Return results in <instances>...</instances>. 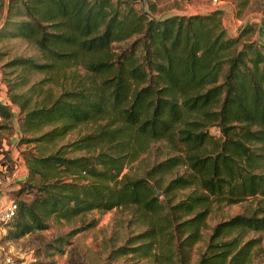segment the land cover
<instances>
[{
  "label": "trees",
  "instance_id": "obj_1",
  "mask_svg": "<svg viewBox=\"0 0 264 264\" xmlns=\"http://www.w3.org/2000/svg\"><path fill=\"white\" fill-rule=\"evenodd\" d=\"M5 7L0 38L25 39L37 53L4 64L19 67L23 79L33 70L63 81L48 98L43 78L24 93L7 80L2 120L17 115L19 132L51 125L26 139L36 143L78 124L93 129L50 153H22L25 178L4 237L44 229L49 218L126 208L139 228L108 258L190 264L213 203L258 196L250 213L212 225L194 262L246 264L259 240L246 233L264 231V44L244 37L250 24L230 35L220 8L154 18L130 0H7ZM158 142L164 157L140 175L123 171ZM182 188L189 190L171 202L167 194ZM76 230L55 242H69Z\"/></svg>",
  "mask_w": 264,
  "mask_h": 264
},
{
  "label": "rangeland",
  "instance_id": "obj_2",
  "mask_svg": "<svg viewBox=\"0 0 264 264\" xmlns=\"http://www.w3.org/2000/svg\"><path fill=\"white\" fill-rule=\"evenodd\" d=\"M147 1L145 7L149 8ZM149 1L153 3V10L149 9V11L156 16L187 14L216 7L220 8L223 13L231 16L232 19L240 17L250 24L251 28L246 29L248 33L244 37L256 33L261 23L264 25V0H220L221 3L217 6H212L210 0ZM6 2L7 0H0V23L5 14ZM136 3L140 6L139 1H136ZM232 23L238 29L243 25L236 26L233 21ZM36 53L37 51L33 45L25 39L18 37L0 38V83L4 86L3 98L9 99V91L6 89L7 80L10 82L17 81L18 84L13 87V90L17 93H24L30 86L37 84L36 81L41 78L44 79L41 83L42 89L49 91L48 98L60 91L62 85L59 83L63 81L60 76H58L57 83L48 80L47 77L50 76L48 72L32 70L26 73L23 79L20 75L18 77L19 67H8L4 64L15 56H35ZM28 93H32V90ZM33 97L38 101L42 97V92L33 95ZM12 107L17 109L16 106L12 105ZM16 116L7 121L2 120L0 117V205L14 198L15 184L18 185V182L25 178V168L20 161L24 151H30L34 154L50 153L60 144L67 143L93 129L92 124H78L63 136L52 141L36 143L26 139L37 135L51 125H44L36 131L19 132L18 127L20 124ZM164 147L162 142L152 144L130 166L124 167L123 171H129L131 174L136 175L142 174L151 162L164 157ZM81 152L71 151L66 154ZM160 189L158 196L166 197L164 194L161 195ZM188 190L187 188L178 189L174 193L167 194V196L173 202L181 198ZM20 196L28 198L30 194L22 193ZM256 198L258 196L248 197L244 201L230 204L213 203L204 218V225L200 227V237L191 247L190 264H194L199 251L203 249L212 225L233 214L250 213L258 205ZM129 218L131 219L130 212L126 208L91 209L69 219L49 218L46 228L25 233L14 239L4 237L10 229V221L0 220V246L3 249L10 250V254L17 261V264H149V260L146 258L137 259L128 255L108 258V253L112 248L122 244L127 236L138 230L139 227L129 223ZM75 228L77 230L68 238L69 242L62 245L55 242L57 237H65L67 232ZM251 236L259 237V240L255 244L246 264H264V231L249 230L245 238Z\"/></svg>",
  "mask_w": 264,
  "mask_h": 264
},
{
  "label": "built area",
  "instance_id": "obj_3",
  "mask_svg": "<svg viewBox=\"0 0 264 264\" xmlns=\"http://www.w3.org/2000/svg\"><path fill=\"white\" fill-rule=\"evenodd\" d=\"M220 0H210V4L212 6H217L220 4ZM233 22L236 26L243 24L244 20L241 19L240 17H236L233 19ZM256 39L264 44V31L259 34ZM3 99V96H2ZM0 98V101L2 100ZM5 102L2 103H7L8 99L4 97ZM211 132L215 135L219 133V129L215 126L211 127ZM16 208V204L12 199H9L7 202H5L3 205H0V220L1 221H7L11 219V217L14 215ZM1 245V244H0ZM0 264H17V261L11 256L10 250L8 249H3L0 246Z\"/></svg>",
  "mask_w": 264,
  "mask_h": 264
},
{
  "label": "crops",
  "instance_id": "obj_4",
  "mask_svg": "<svg viewBox=\"0 0 264 264\" xmlns=\"http://www.w3.org/2000/svg\"><path fill=\"white\" fill-rule=\"evenodd\" d=\"M221 19H222V23L225 26L228 34L233 35V34H235L237 32L238 28L234 27V25L232 23L233 19L231 18V16H229L228 14H225V13L222 12ZM244 23H246V21H244ZM263 30H264V25H262V23H261L259 25V28L256 31V33L252 34L253 37L256 38L259 34H261V32ZM0 90H1L0 98L2 99V96L4 94V91H3L4 90V86L1 83H0ZM1 102H5L4 98L1 100ZM12 109H14V107H12ZM20 159H21V157H20ZM20 161L22 162V159ZM16 186H17V184H15V187Z\"/></svg>",
  "mask_w": 264,
  "mask_h": 264
},
{
  "label": "water",
  "instance_id": "obj_5",
  "mask_svg": "<svg viewBox=\"0 0 264 264\" xmlns=\"http://www.w3.org/2000/svg\"><path fill=\"white\" fill-rule=\"evenodd\" d=\"M130 1H139V4H140V8H141V10L144 11L146 14H148V15L151 16V17H154V18H161V17L165 16V15H162V16H161V15H160V16H156V15L151 14V13L148 11V8L145 7L146 0H130ZM187 14H188V13H187ZM154 189H155V194H156V195H159V194H160L159 189H157L156 187H154Z\"/></svg>",
  "mask_w": 264,
  "mask_h": 264
}]
</instances>
